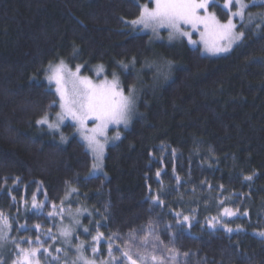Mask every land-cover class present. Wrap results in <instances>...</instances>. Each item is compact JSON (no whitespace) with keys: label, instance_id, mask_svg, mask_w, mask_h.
Masks as SVG:
<instances>
[{"label":"trees","instance_id":"1","mask_svg":"<svg viewBox=\"0 0 264 264\" xmlns=\"http://www.w3.org/2000/svg\"><path fill=\"white\" fill-rule=\"evenodd\" d=\"M218 1L209 9L226 21ZM140 11L136 0H0V213L11 225L3 264L37 238L40 264H83L80 255L120 264L129 250L165 264L173 253L175 264H264V24L239 25L234 51L214 58L166 41L167 31L157 40L134 30ZM61 61L92 77L101 67L124 92L138 91L105 174L89 176L93 158L76 135L63 144L37 123L59 110L45 77ZM185 215L190 227L177 222ZM97 230L103 239L93 254ZM149 230L146 251L127 243L135 234L139 245Z\"/></svg>","mask_w":264,"mask_h":264},{"label":"snow or ice","instance_id":"2","mask_svg":"<svg viewBox=\"0 0 264 264\" xmlns=\"http://www.w3.org/2000/svg\"><path fill=\"white\" fill-rule=\"evenodd\" d=\"M235 2L236 11H231L233 3ZM153 7H149L147 4L143 5L138 18L131 21L133 26L142 25L144 28H151L154 32L159 28L170 29L169 35L174 34L179 36L189 37L191 41V33L187 31V28H191L193 31H200L201 38L203 40L205 50L211 53L227 52L230 50L234 42L240 41L244 37L243 31H236V25L233 23V18L239 17L243 20L245 16V9L248 5L244 0H225L224 8L229 9V18L226 23H221L217 19L215 13L209 12L210 0H152ZM251 19V17H249ZM220 41H227L226 44H221ZM80 67L77 66L75 72H71L66 69L63 61L59 65L50 66V75L47 79L49 83L54 82L56 85V92L59 95V107L60 113H58V120L63 121L65 117H70L76 121L81 129H84L86 122L92 120L95 122V127L90 129L91 135H84V139L88 141L89 147L93 153L100 154L103 151V145L97 139V136H103L109 125H119L121 123L127 126L130 114L134 106V97L131 92L128 95L124 94L116 83L115 79L112 82L107 80L101 83H93L87 76L81 77L79 75ZM72 84L71 90L68 89L67 84ZM38 124H47L49 128H57L58 124L49 123L48 117L37 121ZM83 134V133H82ZM64 139L63 137H61ZM116 139H119L117 134ZM95 168L96 165L94 164ZM160 173H157L159 176ZM246 180H251V176L245 177ZM179 180V177H177ZM75 191V189H72ZM13 199H15L13 197ZM32 207L36 208L35 197ZM155 200L162 204L163 201L156 197ZM55 207V206H53ZM223 214L225 216L236 215L229 208H224ZM53 215V213H49ZM179 218L180 213L176 214ZM246 216L247 213H244ZM214 220L216 218H213ZM178 223L188 224L190 227V217L185 215L182 217V221L178 219ZM216 223H221L216 220ZM0 224L3 225L0 228V239H3L2 233L4 230H10L11 225L8 223V218L4 217L0 213ZM210 227H215L211 221ZM23 227V226H22ZM39 226H37V229ZM228 232H232L231 228L225 229ZM87 232L88 229H85ZM152 231L144 234L140 240V244L136 245L137 236L132 234L129 236L127 243L133 244L138 248H143L145 251L148 247V236L152 235ZM61 235L68 237L70 231L64 229ZM264 237V232L259 233ZM103 239V234L97 231V235L93 237L95 245L92 248L94 254L98 251L99 242ZM158 239V237H157ZM31 244V241H26ZM41 247L39 238H37V246L30 248H20L17 245L18 252L13 264H40ZM119 249V245H117ZM61 249L57 248L56 252H60ZM171 252L172 250L169 249ZM44 253L51 255L47 249H44ZM108 254L114 260L115 255L113 253L112 245H108ZM120 264H165V258L157 256L154 252L150 255H144L140 251H137L135 258L131 251H121ZM178 253H173L168 260L171 264H175ZM188 256L189 253H184ZM57 259V257H53ZM79 259L83 261V264H95L93 260H89L83 255L79 256ZM0 264H3L0 261Z\"/></svg>","mask_w":264,"mask_h":264},{"label":"rangeland","instance_id":"3","mask_svg":"<svg viewBox=\"0 0 264 264\" xmlns=\"http://www.w3.org/2000/svg\"><path fill=\"white\" fill-rule=\"evenodd\" d=\"M150 1L152 3V0H150ZM136 2L141 6V8L143 7V5H145V4H142L139 0H136ZM215 2H216V0H210L209 8H210V5L212 3H215ZM244 2L248 5V8L245 9V16H244L243 20H241V18H239V17L233 18V23L236 25V31H238V26L241 25V24L245 25L246 27H250L251 25H253V24L257 23V22H260L259 26H261V24L262 25L264 24V8L263 9L254 8V6L264 5V0H248V1L244 0ZM218 3H220V2L218 1ZM224 3H225V1L220 3L223 8H224ZM152 5L154 6L153 3H152ZM153 6H149V7L151 8ZM226 10L229 12V9H226ZM231 11H236L235 2L233 3ZM209 12H211L210 9H209ZM229 14H230V12H229ZM249 17H251V19H249ZM217 19L220 20L218 17H217ZM227 20L226 21L220 20V22L221 23H226ZM129 24L134 30H137V31H140V32H143V33H149L154 38H156L157 40H160L162 38L161 37V33L163 31H167L166 41L173 42V41H178V40H185V41H187V43L189 45H191L193 47L194 46H199L201 48V51H202L203 54H206L208 56H213V57L221 56V55H225V54L229 53L241 41L240 40V41L234 42L232 44L230 50L227 51V52H218V53L214 54V53H211V52H208V51L205 50V46H204L203 40L201 38L200 31H193L191 28H187L186 29L187 31H189L191 33V41H193V42L190 43L189 42V37H187V36H179V35H176V34L170 36L169 33H170L171 30L168 29V28H159V29H157L154 32L151 28H144L142 25L133 26L131 24V21H130ZM159 34H160V36H159ZM220 43L223 45V44H226L227 41H220ZM63 63H64V65H65L67 70H69L71 72H75L77 67L76 68H71L65 62H63ZM59 64L60 63H58L57 65H59ZM152 68H153V71H154V73L156 75L154 77V79H157V82L158 81L161 82V77H160L161 75L159 74L158 65L152 66ZM48 75H50V71L48 72V74L45 77L46 81L49 83V81L47 79ZM79 75L81 77L87 76L89 79H91L93 81V83H101V82H103L105 80H107L108 82H111V81H113L115 79V81L118 84V86L122 89L119 79L116 78V77L115 78L106 77L105 74H104V69L103 68L101 69V67H96L94 69V76L93 77L89 76V75H86V74H83L82 69L80 67ZM108 78H110V79L108 80ZM50 85H52V88L56 92L55 83L52 82V83H50ZM67 87H68L69 90H71L72 84L69 82L67 84ZM130 92H131L132 96L134 97V101L135 102H134L133 110H132V112L130 114L127 126H125V124H123V123H121L119 125H109L107 130H106L105 135L97 136V139L103 145V151L100 154L93 153L92 149L88 145V141L84 139V135H91L90 129L95 127V122L94 121L88 120L86 122V125H85L84 129H81L80 125L76 121L72 120L70 117H65L63 119V121H59L58 120V115H57L61 111L60 107H59V110L57 112H55L53 114H50V116L49 115L47 116L48 120H49V123L58 124V127L57 128H49L47 124H43V126L47 127V130L49 132H51L53 134H56L58 139L60 140V142L63 143V144H66L71 139V137L73 135H76L85 144L86 149L89 151V153L91 154V156L93 158V164H92V167H91V169L89 171V176H97V175L105 174L104 159H105L106 152H107L108 148L110 146H112L113 144L117 143L120 140V138L122 137V130L129 128L130 125H131V122H132V120H133V118L135 116V108H136V105H137V102H138L139 94H138V91L135 88H133ZM56 94H57L58 101H59V95H58L57 92H56ZM124 94L128 95L129 93L124 92ZM67 124H71V125L74 126L75 131L73 133H67V132L65 133L64 127ZM117 134H119V139H116ZM61 137H63L64 139L62 140ZM94 164L96 165L95 168L93 167ZM2 227H3V225L0 224V228H2ZM9 234H10V230H4V232L2 233L3 239H0V254H1V252H3L5 250L6 245H7V241L9 242V238H8Z\"/></svg>","mask_w":264,"mask_h":264},{"label":"bare ground","instance_id":"4","mask_svg":"<svg viewBox=\"0 0 264 264\" xmlns=\"http://www.w3.org/2000/svg\"><path fill=\"white\" fill-rule=\"evenodd\" d=\"M159 36H160V34H159ZM146 40V39H145ZM144 40V41H145ZM193 40V39H192ZM157 41V40H156ZM155 41V42H156ZM158 42V41H157ZM171 45V44H170ZM195 50V49H194ZM234 51V50H233ZM172 52V51H171ZM236 53V52H235ZM206 55V54H205ZM204 55V56H205ZM227 56H229V54L227 55ZM223 57H224V55H223ZM226 57V56H225ZM214 58H216V57H214ZM212 59V58H211ZM169 60H171V59H169ZM210 60V59H209ZM137 62H138V60H137ZM173 62H174V60H173ZM164 64V63H163ZM132 65V64H131ZM131 65H130V67H131ZM101 66V65H100ZM103 66V65H102ZM125 66V65H124ZM135 66V65H134ZM133 67V66H132ZM102 69V68H101ZM124 70V69H123ZM134 70H136V69H134ZM99 73V72H98ZM97 75V74H96ZM123 75V74H122ZM125 77V76H124ZM110 78H108V80H109ZM126 79V78H125ZM127 80V79H126ZM129 81V80H128ZM112 82V81H111ZM128 83V82H127ZM126 84V83H125ZM129 84V83H128ZM131 84V83H130ZM49 85H50V83H49ZM128 87V86H127ZM129 87H130V85H129ZM126 88V87H125ZM136 96V95H135ZM38 125V124H37ZM43 125V124H42ZM66 127V126H65ZM68 127V126H67ZM51 133V132H50ZM66 133V132H65ZM66 136V135H65ZM63 140V139H62ZM205 149V148H204ZM211 150V149H210ZM204 152V151H203ZM219 154V153H218ZM208 156V155H207ZM219 164V163H218ZM179 165V164H178ZM201 165V164H200ZM214 165V164H213ZM201 168V167H200ZM199 169V168H198ZM197 169V170H198ZM191 170V169H190ZM208 170V169H207ZM97 171V170H96ZM194 171V170H193ZM95 172V171H94ZM210 172H211V170H210ZM36 185V184H35ZM18 206V205H17ZM26 209V208H25ZM110 222V221H109ZM100 225V224H99ZM114 225V224H113ZM130 226V225H129ZM98 231V230H97ZM56 235V234H55ZM52 236V235H51ZM54 237V236H53ZM68 238V237H67ZM71 238V237H70ZM62 239V238H61ZM127 239V238H126ZM58 241V240H57ZM56 241V242H57ZM121 241V240H120ZM13 242V241H12ZM253 242V241H252ZM54 243V242H53ZM87 243V242H86ZM80 245V244H79ZM129 246V245H128ZM91 247V246H90ZM63 248V247H62ZM78 249H80V248H78ZM89 249V248H88ZM92 249V248H91ZM12 251V250H11ZM78 251V250H77ZM85 253V252H84ZM94 254V253H93ZM76 255V254H75ZM87 256V255H86ZM238 257V256H237ZM93 258V257H92ZM231 258V257H230ZM11 261V260H10ZM97 261V260H96ZM2 262H3V260H2ZM49 263V262H48ZM44 264V263H43ZM55 264V263H54ZM104 264V263H103Z\"/></svg>","mask_w":264,"mask_h":264}]
</instances>
